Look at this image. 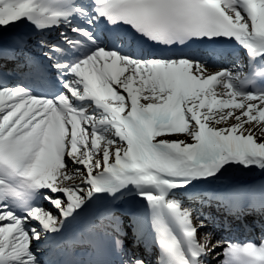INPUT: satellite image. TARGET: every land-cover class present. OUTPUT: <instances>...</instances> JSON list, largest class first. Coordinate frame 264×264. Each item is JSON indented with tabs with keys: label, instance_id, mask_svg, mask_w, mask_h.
Masks as SVG:
<instances>
[{
	"label": "snow or ice",
	"instance_id": "1",
	"mask_svg": "<svg viewBox=\"0 0 264 264\" xmlns=\"http://www.w3.org/2000/svg\"><path fill=\"white\" fill-rule=\"evenodd\" d=\"M257 129L264 0H0V264H264Z\"/></svg>",
	"mask_w": 264,
	"mask_h": 264
},
{
	"label": "bare ground",
	"instance_id": "2",
	"mask_svg": "<svg viewBox=\"0 0 264 264\" xmlns=\"http://www.w3.org/2000/svg\"><path fill=\"white\" fill-rule=\"evenodd\" d=\"M227 59H228V58L221 59V61L223 62V64H225V63L227 62ZM217 66H218V65H217ZM212 67H213V70H215V67H216V66L213 65ZM217 91H220V89H217ZM255 133H257L258 136L264 134V133H262L259 129H257V130L255 131ZM230 235L235 239L236 237H238V236H242V235L257 236V235H259V233L257 232V233H255V234H253V233H251L250 231H248L247 229H239V228H237V229H234Z\"/></svg>",
	"mask_w": 264,
	"mask_h": 264
},
{
	"label": "rangeland",
	"instance_id": "3",
	"mask_svg": "<svg viewBox=\"0 0 264 264\" xmlns=\"http://www.w3.org/2000/svg\"><path fill=\"white\" fill-rule=\"evenodd\" d=\"M255 135H256V136H258V134H257V133H255Z\"/></svg>",
	"mask_w": 264,
	"mask_h": 264
}]
</instances>
